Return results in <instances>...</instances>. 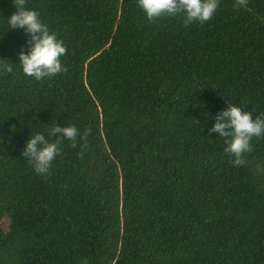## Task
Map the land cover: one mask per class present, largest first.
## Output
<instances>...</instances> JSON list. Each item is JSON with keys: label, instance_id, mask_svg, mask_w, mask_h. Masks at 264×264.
Wrapping results in <instances>:
<instances>
[{"label": "trees", "instance_id": "obj_1", "mask_svg": "<svg viewBox=\"0 0 264 264\" xmlns=\"http://www.w3.org/2000/svg\"><path fill=\"white\" fill-rule=\"evenodd\" d=\"M25 6L63 40L67 71L0 73V264H264V137L233 167L208 131L226 102L264 112V0H218L192 24L147 21L136 0ZM13 11L0 0V59L15 64L29 45ZM53 123L88 135L62 139L41 177L21 149Z\"/></svg>", "mask_w": 264, "mask_h": 264}, {"label": "clouds", "instance_id": "obj_2", "mask_svg": "<svg viewBox=\"0 0 264 264\" xmlns=\"http://www.w3.org/2000/svg\"><path fill=\"white\" fill-rule=\"evenodd\" d=\"M136 3L147 21L180 16L187 24L209 21L218 8V0H136ZM13 6L15 11L7 16V26L22 29L28 36L29 47L26 52H16L15 64L0 59V73L11 74L18 66L23 75L41 81L66 72L67 67L61 60L67 51L63 40L42 22L36 9L25 6V0H13ZM202 114L206 115V112ZM208 131L223 138V151L231 155L232 166H243L245 154L252 151L253 139L264 137V112L242 110L240 106L226 102V107L215 114ZM87 135V131L80 132L72 123L63 126L53 123L47 133L33 132L25 140L21 155L32 171L43 177L49 174L54 160L60 155L62 139L67 140L69 146H75L79 139L83 149Z\"/></svg>", "mask_w": 264, "mask_h": 264}]
</instances>
